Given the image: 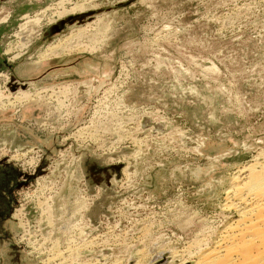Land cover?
Segmentation results:
<instances>
[{"label": "rangeland", "instance_id": "rangeland-1", "mask_svg": "<svg viewBox=\"0 0 264 264\" xmlns=\"http://www.w3.org/2000/svg\"><path fill=\"white\" fill-rule=\"evenodd\" d=\"M61 1L0 0V76H10L0 90L18 84L38 95L37 104L0 106V264H58L51 245L60 237L66 250L72 236L74 263L149 264L184 249L204 218L225 222L231 175L264 158V0ZM25 16L42 18L28 49L18 36ZM86 28L99 34L96 49L39 60ZM64 86L76 92L70 116L52 108L55 97L43 100ZM126 120L132 140L147 142L107 150ZM39 184L54 192L53 235L30 197ZM81 197L87 223L75 211ZM21 220L34 240H53L36 250Z\"/></svg>", "mask_w": 264, "mask_h": 264}, {"label": "bare ground", "instance_id": "bare-ground-1", "mask_svg": "<svg viewBox=\"0 0 264 264\" xmlns=\"http://www.w3.org/2000/svg\"><path fill=\"white\" fill-rule=\"evenodd\" d=\"M66 2H69V0L61 1L60 4H63ZM58 8H60V7H58ZM43 15H44V13L42 12L41 16H43ZM57 15H58V13H57ZM45 17H47V16H45ZM24 19L26 21L24 24H22L21 32L18 35L19 39H20L19 44H20V47H22V49L25 47L28 49V45L35 39V37H39L42 34V32H41L42 18L41 17L37 18L36 16H35V18H31L29 16H25ZM50 21H49V23H50ZM52 23H54V22H52ZM100 26H101V24H100ZM87 27H88V25H87ZM95 35L98 36L99 34H95V32L90 34V31L87 28L86 29H80L76 34H73L72 36L68 37L65 41H63V43H61V44L59 43L54 47H50L44 53L40 54L41 56L39 57L40 58L39 60L50 59L52 57L54 58V57H57L58 55H62V54L67 55L68 53H71V52H81V51H85V50H94V49H96V47H95L96 43L95 42L97 41L96 39L95 40L93 39V37L97 38V36H95ZM84 37L86 39H89L90 41L93 40V42L91 41V43H88V44L82 43L81 42L82 40L80 41V39L84 38ZM16 48H17V46H16ZM1 77H3V76H0V79H1L0 81H2L5 78V79H8L7 83H9L10 76H9V78L7 76L4 78H1ZM17 85L16 86L14 85L15 87L14 86L11 87L12 89L9 87L7 88V86H4V88L1 87V89L3 88V90H5V92H2L0 90V106H6L7 107V106L15 104L17 101L18 102L28 101L29 103L34 102L37 104L38 100L35 99V97L37 96L36 98H38V95L32 96L31 91H29V90L28 91H22V90H20V87H22V86H20V85L17 86ZM71 86H66V87L64 86L60 89L58 88L57 91H56V89L54 90V88H53L54 91L47 92L44 94L43 100L47 101V98H51V97L54 98L55 97L56 103L53 104L52 108L54 110H57L58 112H60L62 110L63 111L66 110L67 113L65 112V115L70 116L71 113L70 112L68 113V111H70V108H72V105H71L72 100H73L74 96L76 95V92H75V95L73 94L71 96V94H70L71 93L70 92ZM8 89L10 91H8ZM40 92H42V91H40ZM39 99L42 100L41 97H39ZM109 103H110V101H109ZM14 106H16V105H14ZM52 108H51V110H52ZM4 111H7V110H4ZM71 111H72V109H71ZM115 115H117V114H115ZM121 119H122V117H121ZM121 119H120V121H121ZM106 120L108 121V116H106ZM107 121H106V123H107ZM110 121H112V120H109V122ZM127 122H129V121L126 120V122H125V124H123V126L120 125L122 129L120 128V132H117L118 135L116 136V141H115L117 144L114 143L113 146L110 144L112 147H110V148L107 147L108 148L107 150H109V151L112 150V152H113L114 150L118 149L119 146H117V145H120L121 142L124 143L125 141H129V140L133 141V145L137 146V148H139V149H140L141 145H143L147 142V141L145 142V140H144L146 137H144L143 139H140V140H137L134 137L137 141L132 140L129 129H130L131 125L133 124V120H132V123H130L131 121L129 123H127ZM102 123H103V121H102ZM106 123H105V125H106ZM111 124H112V122H111ZM98 125H100V124H98ZM128 126H130V127H128ZM57 128H58V126H57ZM90 128H91V126H90ZM110 128H113V127H110ZM118 128H117V130H119ZM108 129H109V127H108ZM79 131L77 133H79ZM132 132L133 131H131V134H132ZM82 133H84V131ZM82 133L80 134L81 137H82ZM109 133H111V132H109ZM88 134H89V132H88ZM80 135H78V136L76 135V136L80 137ZM89 135L90 136H88V138H90V139L94 138L92 136V133ZM84 136H85V134H84ZM112 141H113V139H112ZM139 149H137V150H139ZM143 149H144V147H143ZM262 155H264V154H262ZM131 157H123V158L119 159L118 161L119 162L127 161L128 159L129 160L132 159ZM34 159L35 158L32 157L29 160L34 163ZM262 161L261 162L258 161L256 163L251 164V165H245L237 173H235V174L233 173L231 175L230 182H229V184H227L225 186V188L223 189V194L221 195L223 197V200H222V204L220 206V209H221L222 214L224 216H226L225 222H221V223L219 222V224H217V223H214L213 221H208L207 219L204 218L203 220H201V222L203 223V225H202L203 228L198 230L197 232H194L192 240L185 243L186 246L184 247V249H183V247H182V250H175V249L167 250L166 249L163 252H161L158 256L156 254L155 257L153 258L154 260L153 261L150 260L151 262L149 264H157V258L160 256L164 257L165 264H264V158ZM237 170H238V168H237ZM123 172L126 175V172H127L126 167L123 170ZM39 181H40V179H39ZM39 185L41 186V184H39ZM51 189H52V187H50V185L45 186V184H43L40 187V191L36 192V193L34 192V196H30V197L33 198L34 199L33 201L36 202V206L40 210V212H41L40 214H41L42 218H44L45 222H47L46 224H47L48 228L51 229L50 235H53L52 234L53 228H54L56 222H55L54 207H53L54 195L51 194L53 192V191L51 192ZM55 190L56 189H54V191ZM48 191H50L51 193ZM46 192H48V194H46ZM77 202H78V207L76 208L75 211H76V213H78L81 216L82 219L80 221L82 222L85 220L83 219V215H81V214L87 208L88 201L86 200V197L85 198L81 197V199L77 200ZM62 208H64V207H62ZM62 210H63L62 214H64V209H62ZM18 217H21V215L20 216L18 215ZM25 221L26 220H24V221L21 220V222H22L21 226L24 229H26V232H27L26 236L31 237L30 239L29 238L28 239H29L31 245H33V247L35 249L37 248L36 250H40V248L43 246L44 243L50 241L53 238L52 236H48L47 238H41V240L39 242L34 240L31 236V234L28 232V227H29L28 222L27 221L25 222ZM41 221H42V219H41ZM80 221L77 222L78 224L77 223H75V224L81 226L83 222L81 223ZM196 222H195V220H192L190 222L191 228H193V229L196 228V226H197ZM71 224L70 225H69V223L65 224V227L63 229H60V230H62V233H60V234L66 235L71 230L69 228L71 226ZM80 226H79V229H80ZM81 230H82V228H81ZM145 231H147V230H145ZM72 233H74V232H72ZM72 237H70L68 240V243H67L68 246L66 247L67 248L66 250H60V248H61V245H60L61 243H59L60 237L58 238V240L54 239L55 241H53V244L51 243L53 245V246L51 245V247L54 249V251H56L54 256L56 257L55 259H57L59 261L58 264H96L93 262L89 263L87 261H84V262L81 261V263H74L73 262V259L71 256H79L80 257L81 255L79 253L80 252L79 250L81 248L79 247V244L76 242L77 238H75V237L72 238ZM97 237H94V238L96 239ZM99 237H101V236H99ZM91 241L92 240L90 239V242ZM100 241H101V239H100ZM94 242H95V240H94ZM87 248H89V247H87ZM146 250H147V248H146ZM143 252H144V250H143ZM47 254H48V252H47ZM151 254H152V252H151ZM140 256H142V255L140 254ZM143 256H145V255L143 254ZM69 257H71L70 260L68 259ZM132 257H134L133 259H135V256H132ZM144 259H146V258H144ZM104 262L105 263L107 262V264H108V260H105ZM139 262L140 261L137 257L136 263H134V264H140ZM54 263L55 262H53V264ZM114 264H121V263H120V261H114Z\"/></svg>", "mask_w": 264, "mask_h": 264}, {"label": "water", "instance_id": "water-1", "mask_svg": "<svg viewBox=\"0 0 264 264\" xmlns=\"http://www.w3.org/2000/svg\"><path fill=\"white\" fill-rule=\"evenodd\" d=\"M86 17H87L86 15H83V16H78L77 18L69 19L68 24L70 25L73 24L74 20H78L79 24H82L83 22H85ZM61 25H64V23H62ZM51 30H52V33H55L56 31L58 32L60 29L56 26L52 28Z\"/></svg>", "mask_w": 264, "mask_h": 264}]
</instances>
